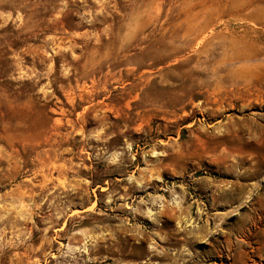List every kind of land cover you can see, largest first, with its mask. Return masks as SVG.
<instances>
[{
    "label": "rangeland",
    "instance_id": "1",
    "mask_svg": "<svg viewBox=\"0 0 264 264\" xmlns=\"http://www.w3.org/2000/svg\"><path fill=\"white\" fill-rule=\"evenodd\" d=\"M0 264H264V0H0Z\"/></svg>",
    "mask_w": 264,
    "mask_h": 264
}]
</instances>
